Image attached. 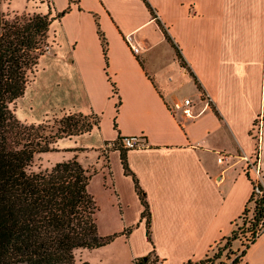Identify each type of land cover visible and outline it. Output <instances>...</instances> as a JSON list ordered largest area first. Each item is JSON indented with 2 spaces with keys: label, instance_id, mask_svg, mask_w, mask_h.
Segmentation results:
<instances>
[{
  "label": "crops",
  "instance_id": "1",
  "mask_svg": "<svg viewBox=\"0 0 264 264\" xmlns=\"http://www.w3.org/2000/svg\"><path fill=\"white\" fill-rule=\"evenodd\" d=\"M33 2L25 0L21 11ZM38 4V13L52 18L53 40L38 62L47 59L54 93L39 122L73 112L98 117L90 131L51 146L66 160L91 157L85 166L99 176L97 233L115 234L104 245L75 250V260L131 264L156 256L161 264H184L225 245L215 261H228L240 242L226 241L251 192L242 157L255 147L264 177V0ZM186 84L194 93L178 95ZM186 97L191 117L176 108ZM136 135L145 145L123 151L124 170L117 138ZM108 141L115 147L101 156ZM221 154L227 157L219 162ZM235 263L264 264V231Z\"/></svg>",
  "mask_w": 264,
  "mask_h": 264
},
{
  "label": "trees",
  "instance_id": "2",
  "mask_svg": "<svg viewBox=\"0 0 264 264\" xmlns=\"http://www.w3.org/2000/svg\"><path fill=\"white\" fill-rule=\"evenodd\" d=\"M51 20L48 14L38 12L11 17L0 12V264H87L76 261L74 251L104 245L115 236L97 233L96 204L87 190L91 173L75 158L43 170H29L34 155L53 151L51 144L57 138L90 131L98 124V117L63 113L52 118L55 131L44 134L45 124L21 122L10 108L23 95L30 74L49 47L47 31ZM97 33L105 56L104 37L99 30ZM175 52L183 65L178 50ZM110 84L115 94L114 85ZM119 149L125 170V149ZM137 192L141 198V192ZM249 199L234 222L236 225L243 216L245 225L239 230L243 237L264 212L263 193L251 199V214L245 220ZM234 239L233 229L226 243ZM225 247L216 248L198 262L184 264H215Z\"/></svg>",
  "mask_w": 264,
  "mask_h": 264
},
{
  "label": "rangeland",
  "instance_id": "3",
  "mask_svg": "<svg viewBox=\"0 0 264 264\" xmlns=\"http://www.w3.org/2000/svg\"><path fill=\"white\" fill-rule=\"evenodd\" d=\"M43 1H45L47 5L49 4V0H43ZM24 5H25V0H0V12H2L3 14H7L8 17H11L14 14L17 15L22 14L24 12H28V13L38 12V8H39L38 0H34V2L31 3V6L29 7V11H21ZM9 9H12L17 12H10ZM47 40H48V44L51 45V40H53L51 35H48ZM48 65L49 64L46 58H42L40 62H38V64L35 67V71L32 74H30L29 82L27 83V86L24 90L25 94L23 93L22 96H20L10 104V108L12 109L15 117L21 122L34 123L36 121V123L34 124L37 123L45 124L44 134H49L50 132H54L56 128V125L52 123V118L54 117L52 115L48 117L47 120L45 119L39 122V120L41 119V115L44 112H47V110L51 108L54 102V96H53L54 93H52V89L49 86V80L51 79V75L49 73ZM190 92L194 93L191 85L186 84L185 87L177 91V94L182 95L183 93H190ZM28 107H31V109L29 110ZM61 115L62 114H56L55 117H60ZM103 126L105 131L108 132V124H107L106 116H103ZM112 148L113 147L109 148V150ZM99 154H101V156H105L106 151H104L101 147L99 148ZM66 157L67 154L62 150L48 151V152L36 154L31 160L29 170L39 171L45 168H49L56 162L66 160ZM76 160L80 162L82 166L86 167L85 165L89 164L91 157H89V155L87 154L86 155L80 154L79 157H76ZM104 164L105 163H103V165ZM86 169L92 175V168L86 167ZM90 179L91 180L88 181L89 184H87L88 192L91 195L93 194L95 198L94 201H96L95 202L96 210L98 211V202H100V198L97 192L99 186V176L98 174L96 176H90ZM97 211L96 214L94 213V220H95V224L99 225L100 222L98 221ZM215 262L218 264L217 261Z\"/></svg>",
  "mask_w": 264,
  "mask_h": 264
},
{
  "label": "built area",
  "instance_id": "4",
  "mask_svg": "<svg viewBox=\"0 0 264 264\" xmlns=\"http://www.w3.org/2000/svg\"><path fill=\"white\" fill-rule=\"evenodd\" d=\"M130 49L133 52H136L137 50L133 46H130ZM201 96L205 98V96H203L202 93H201ZM206 102H207L206 104H209L208 101ZM190 104H191L190 98L186 97L182 99L180 105H176V108L179 107L181 109L182 114L185 117H191L193 113H192ZM251 129L253 132L255 131L256 134L259 132V121L258 120L253 122ZM118 144L120 148L126 150L130 148L142 147L145 145V142L142 136L136 135V136L121 137ZM114 146H115L114 142L108 141L102 145V149L107 152L109 148L114 147ZM226 157L227 156L225 154L223 155L221 154L218 157V161L221 162ZM242 158L244 159V168H243L244 173L247 175L251 174V176L249 177L250 184H251V192L249 195L250 203H248V206L246 205L248 210H247L246 215L244 216V219L246 220L247 218H249L251 214V206H252L251 199L259 198L264 193V177L262 176L260 169H259V165H258V148L257 147H255V150L252 156H249V157L243 156ZM242 218L243 216H241L240 221L237 222V224L234 225L233 227L235 231V238L239 240L240 246L237 248L233 256L228 261H222L221 264H236L235 260L240 257V254L242 250L244 249V247L247 244H249L252 240H254L260 233L264 231V212H263V215L258 219L256 226L250 232L245 233L244 237L241 236V234L239 233V230L242 231L245 225L244 222L242 221L243 220ZM216 248L217 247H214V250L212 251L213 253ZM131 264H161V261L156 256H150L144 260L140 258H135Z\"/></svg>",
  "mask_w": 264,
  "mask_h": 264
}]
</instances>
